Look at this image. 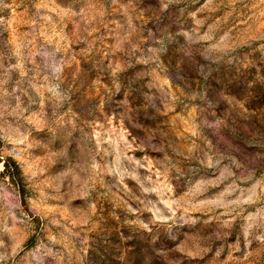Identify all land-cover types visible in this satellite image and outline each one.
Returning <instances> with one entry per match:
<instances>
[{
    "label": "rangeland",
    "instance_id": "obj_1",
    "mask_svg": "<svg viewBox=\"0 0 264 264\" xmlns=\"http://www.w3.org/2000/svg\"><path fill=\"white\" fill-rule=\"evenodd\" d=\"M0 264H264V0H0Z\"/></svg>",
    "mask_w": 264,
    "mask_h": 264
}]
</instances>
